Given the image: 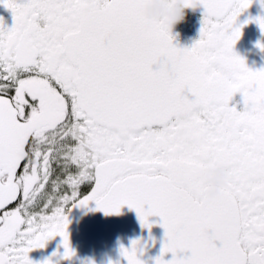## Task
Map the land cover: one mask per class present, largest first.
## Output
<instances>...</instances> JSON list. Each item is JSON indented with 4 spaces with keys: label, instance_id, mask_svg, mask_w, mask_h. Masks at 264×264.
Instances as JSON below:
<instances>
[{
    "label": "snow or ice",
    "instance_id": "6c2138e0",
    "mask_svg": "<svg viewBox=\"0 0 264 264\" xmlns=\"http://www.w3.org/2000/svg\"><path fill=\"white\" fill-rule=\"evenodd\" d=\"M150 2L0 0L13 20L0 17V264H38L56 237L72 259L70 212L93 203L127 206L149 232L160 218L153 264H264V68L234 50L264 15L240 23L254 0H185L202 26L180 47L143 16ZM211 168L229 174L215 199ZM145 247L120 255L146 264Z\"/></svg>",
    "mask_w": 264,
    "mask_h": 264
},
{
    "label": "flooded vegetation",
    "instance_id": "af4514ba",
    "mask_svg": "<svg viewBox=\"0 0 264 264\" xmlns=\"http://www.w3.org/2000/svg\"><path fill=\"white\" fill-rule=\"evenodd\" d=\"M186 12L185 21L178 24L172 34L176 39L190 47L195 40L199 39L203 8H197L195 10L189 8ZM260 15H264V11L260 9L258 4L253 3V5L240 16L239 21L243 23L250 17L254 18ZM0 17L5 20L9 27L12 26V14L9 10L5 9L3 5H0ZM258 43H264V33L261 32L258 24L252 22L243 27L242 36L234 49L239 56L245 59L247 66L253 70L264 68V50H261V48L257 46ZM232 103L236 105L238 109L243 108L240 94H237L233 98ZM93 205L95 204H90L88 208H74L70 212L68 232L70 234L71 247L76 254L72 259L65 260L62 258L64 249L61 247L62 240L60 237H56L49 241L44 249L32 251L30 257L38 262V264L49 258L52 259L53 264H87L86 257H84L82 233L84 228L83 224ZM56 252H59V255L53 256V253Z\"/></svg>",
    "mask_w": 264,
    "mask_h": 264
},
{
    "label": "water",
    "instance_id": "95a60500",
    "mask_svg": "<svg viewBox=\"0 0 264 264\" xmlns=\"http://www.w3.org/2000/svg\"><path fill=\"white\" fill-rule=\"evenodd\" d=\"M180 47H187L175 39ZM95 205L91 209H94ZM153 227L149 232L143 228L137 213L127 206L121 209L119 215H105L102 211L90 210L84 222L83 247L87 262L94 264H127L120 255V247H131L132 240H140L145 247V254L141 257L146 264H153V259L160 254L164 229L159 226V217H150ZM165 259H171L169 253Z\"/></svg>",
    "mask_w": 264,
    "mask_h": 264
},
{
    "label": "clouds",
    "instance_id": "9594fccd",
    "mask_svg": "<svg viewBox=\"0 0 264 264\" xmlns=\"http://www.w3.org/2000/svg\"><path fill=\"white\" fill-rule=\"evenodd\" d=\"M260 9L264 11V3L262 0H254ZM189 9L186 6L185 0H151V2L142 9L143 16L149 21H156L166 25L173 33L175 27L183 23L186 19ZM89 16H100L102 10L89 8L87 10ZM208 191L207 195L210 199H215L222 194L229 182V174L223 169H209Z\"/></svg>",
    "mask_w": 264,
    "mask_h": 264
}]
</instances>
